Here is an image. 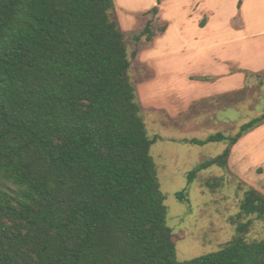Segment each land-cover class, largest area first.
<instances>
[{"label":"trees","instance_id":"obj_1","mask_svg":"<svg viewBox=\"0 0 264 264\" xmlns=\"http://www.w3.org/2000/svg\"><path fill=\"white\" fill-rule=\"evenodd\" d=\"M113 7L0 0V264H264V238L245 239L250 221L235 222L218 251L176 260L149 153L159 137L147 136ZM263 124L264 113L234 136L190 140L228 146L187 180L226 169L232 147ZM249 216L264 221L252 188L236 219Z\"/></svg>","mask_w":264,"mask_h":264},{"label":"rangeland","instance_id":"obj_2","mask_svg":"<svg viewBox=\"0 0 264 264\" xmlns=\"http://www.w3.org/2000/svg\"><path fill=\"white\" fill-rule=\"evenodd\" d=\"M113 3L110 15L126 45L140 116L148 138L159 137L149 153L165 196L166 225L176 238V260L218 251L236 235L239 221H250L248 242L263 239L264 221L236 215L246 190L264 196V124L232 147L226 169L209 167L191 182L187 175L228 146L190 140L234 136L264 113V64L241 69L228 63L223 72L210 60L239 50L243 61H264V0H163L156 13L149 12L156 0ZM206 8L228 21V28L218 27L220 20L205 27ZM240 24L245 28L238 36L231 29ZM206 181L218 185L206 187Z\"/></svg>","mask_w":264,"mask_h":264},{"label":"crops","instance_id":"obj_3","mask_svg":"<svg viewBox=\"0 0 264 264\" xmlns=\"http://www.w3.org/2000/svg\"><path fill=\"white\" fill-rule=\"evenodd\" d=\"M200 11H202L201 9H200ZM203 12L204 13H206V14H208L209 16H210V20H209V23L205 26V27H210L212 24H214L215 23V21H217V20H220V22H219V26L218 27H220V28H222L223 26H224V28H228V26L230 25L229 24V22L227 21H224L223 19H221V18H217V16H216V12L214 11V10H212V9H203ZM201 13V12H200ZM213 17H212V16ZM213 20V21H212ZM194 21H197V20H194ZM245 27L244 26H242V24H240L239 26H237L236 27V29L235 30H232L231 29V31H234V34L236 35V34H238L239 33V31L241 30V29H244ZM238 36H239V34H238ZM237 39H239V38H237ZM240 42V41H239ZM225 50V49H224ZM240 52H239V50L237 51V53L236 54H234V55H230V56H228V55H222V56H219V55H217V54H214V55H216V56H212L211 58H210V60H212L214 63H218L219 65H222V69H223V72L225 71V69H227L226 67H227V64L228 63H230V64H236V65H238L241 69H248V68H256L257 66H259V64H261V65H263L264 64V61H260V62H253V64H252V62H249V61H247L248 59H246L245 61H243L242 60V58H243V56L241 57L240 56ZM216 57V58H215ZM217 64V65H218ZM218 65V66H219ZM251 69V70H252ZM212 87V85H210L208 88H211Z\"/></svg>","mask_w":264,"mask_h":264}]
</instances>
